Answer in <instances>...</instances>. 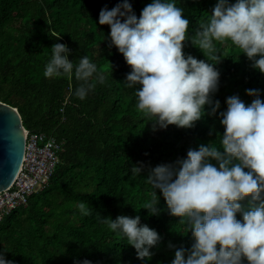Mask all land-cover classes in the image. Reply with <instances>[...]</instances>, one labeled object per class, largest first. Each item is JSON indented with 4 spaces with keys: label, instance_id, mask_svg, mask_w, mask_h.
<instances>
[{
    "label": "trees",
    "instance_id": "1",
    "mask_svg": "<svg viewBox=\"0 0 264 264\" xmlns=\"http://www.w3.org/2000/svg\"><path fill=\"white\" fill-rule=\"evenodd\" d=\"M119 2L0 0V100L19 109L26 128L54 135L62 143L49 182L30 195L26 206L0 220V251L6 249L5 257L15 264H79L83 259L92 264H170L176 248L191 246V234L178 223L179 217L168 213L159 190L160 214L148 215L141 208L151 190L144 176L147 168L133 174L132 164L172 162L185 157L189 147L215 140L216 133L223 132L219 113L226 109L228 96L238 95L248 104L253 97L245 89H260L264 101V74L230 41L217 42L221 61L213 96L220 101L216 114L205 115L192 128L169 125L154 131L135 107L134 89L122 83L130 66L104 40L109 26L98 23L101 8ZM216 2L175 0L189 19V34L208 18ZM130 3L139 17L150 0ZM56 42L71 49L74 64L87 55L105 74V82L93 80L94 88L82 100L74 95L80 83L74 77L43 75ZM183 51L206 59L190 41ZM78 202L85 203L86 215ZM118 215H140L141 223L160 234L159 244L150 249L151 259H138L126 238L101 222L102 217Z\"/></svg>",
    "mask_w": 264,
    "mask_h": 264
},
{
    "label": "clouds",
    "instance_id": "2",
    "mask_svg": "<svg viewBox=\"0 0 264 264\" xmlns=\"http://www.w3.org/2000/svg\"><path fill=\"white\" fill-rule=\"evenodd\" d=\"M98 23L109 26L104 40L130 66L122 83L134 89L135 107L152 122L154 131L169 125L192 128L205 115L216 114L220 101L213 96L220 77L216 65L221 61L217 42L230 41L253 69L264 74V0H217L192 34L184 9L175 0H150L139 17L130 0H120L110 9L101 8ZM187 41L206 59L186 54ZM50 49L44 77H74L80 82L74 90L79 99L94 88L93 80L105 82V74L87 55L74 64L65 43L56 42ZM260 91L245 89L253 97L248 104L235 94L226 97V109L219 113L223 132L216 133L215 140L189 147L185 157L172 162L132 164L133 174L147 168L144 176L151 190L141 208L148 215H159V190L168 213L179 217L178 223L191 234V246L176 248L170 264H264V101ZM77 207L87 214L84 202ZM101 222L125 237L140 260L151 259L150 249L161 240L154 228L141 223L140 215L102 217ZM5 252L0 251V264H15ZM79 264L92 261L83 259Z\"/></svg>",
    "mask_w": 264,
    "mask_h": 264
},
{
    "label": "built area",
    "instance_id": "3",
    "mask_svg": "<svg viewBox=\"0 0 264 264\" xmlns=\"http://www.w3.org/2000/svg\"><path fill=\"white\" fill-rule=\"evenodd\" d=\"M61 150L62 143L54 135L27 130L21 171L12 185L0 192V220L15 208L26 206L30 195L49 182Z\"/></svg>",
    "mask_w": 264,
    "mask_h": 264
},
{
    "label": "water",
    "instance_id": "4",
    "mask_svg": "<svg viewBox=\"0 0 264 264\" xmlns=\"http://www.w3.org/2000/svg\"><path fill=\"white\" fill-rule=\"evenodd\" d=\"M27 130L19 109L0 100V192L9 188L21 171Z\"/></svg>",
    "mask_w": 264,
    "mask_h": 264
}]
</instances>
